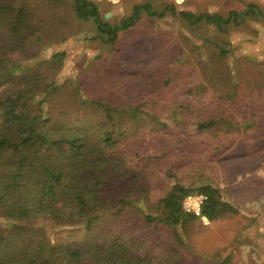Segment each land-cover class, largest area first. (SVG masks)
Returning <instances> with one entry per match:
<instances>
[{
    "label": "rangeland",
    "instance_id": "rangeland-1",
    "mask_svg": "<svg viewBox=\"0 0 264 264\" xmlns=\"http://www.w3.org/2000/svg\"><path fill=\"white\" fill-rule=\"evenodd\" d=\"M93 1L111 24L145 2L158 11L173 5L176 13L158 18L141 9L136 23L109 44L92 38L93 22L77 18L68 0H16L28 8L38 31L23 49L6 53L19 65L20 79L10 83L31 86L33 99L43 98L40 88L55 82L44 108L65 120L79 118L78 127L102 118L101 111L81 105L82 99L138 107L136 121L124 115L117 126L121 133L111 152L133 160L132 194H142L137 181L146 183L139 205L143 213L126 206L123 229L128 239H137L141 253L149 252L151 264H264V22L248 18L217 30L190 25L178 15L180 10L240 12L245 2L264 9V0ZM4 41L0 32V45ZM215 43L227 56L218 55ZM55 52H64V58H52ZM180 103L188 105L191 118L220 120L202 131L190 120L175 126L169 116ZM153 113L163 126L152 123L148 115ZM135 143L141 147L136 154ZM202 179L237 213L177 226L145 220L144 214L162 211L159 200L175 180L198 186ZM111 222L114 229L117 220Z\"/></svg>",
    "mask_w": 264,
    "mask_h": 264
},
{
    "label": "trees",
    "instance_id": "trees-1",
    "mask_svg": "<svg viewBox=\"0 0 264 264\" xmlns=\"http://www.w3.org/2000/svg\"><path fill=\"white\" fill-rule=\"evenodd\" d=\"M68 2L77 18L93 22L92 38L109 44L136 23L141 9L158 18L167 11L176 13L173 5L166 4L158 11L145 2L134 4L128 16L111 24L101 16L99 3ZM178 15L190 25L204 23L217 30L248 18L264 22V9L255 2H245L240 12L180 10ZM29 18L30 12L22 2L0 0V32L5 35L0 45V264H151L149 252L141 253L137 239H128L123 229L126 206L143 213L139 205L146 183L137 181L142 194H132L136 166L129 157L111 152L116 134L121 133L117 126L124 115L136 121L138 107L99 98L82 99L81 105L101 111L102 118H89L78 127L79 118L65 120L44 108L45 103L48 105L47 95L56 89L55 82L40 88L43 98L33 99L31 86L18 88L11 84L20 79L19 65L11 62L6 53L23 49L38 31ZM215 45L218 55L227 56L225 47ZM51 57L60 60L64 52H55ZM187 107L180 103L177 110L170 112L175 126L190 120L196 131H202L220 120L218 116L191 118ZM148 116L154 125L165 124L157 113ZM154 135L152 132L151 137ZM137 140L143 138L139 136ZM134 145L137 144H131ZM134 147V154L139 153L141 147ZM190 192L206 194L202 215L209 221L238 211L206 179L199 180L198 186H185L175 180L159 200L162 211L144 214L145 220L177 226L196 219L181 206L183 197ZM111 218L117 220L114 229Z\"/></svg>",
    "mask_w": 264,
    "mask_h": 264
},
{
    "label": "built area",
    "instance_id": "built-area-1",
    "mask_svg": "<svg viewBox=\"0 0 264 264\" xmlns=\"http://www.w3.org/2000/svg\"><path fill=\"white\" fill-rule=\"evenodd\" d=\"M206 200L207 196L205 193L190 192L183 197L181 206L185 212L192 214L204 222H208V219L202 215V207Z\"/></svg>",
    "mask_w": 264,
    "mask_h": 264
},
{
    "label": "crops",
    "instance_id": "crops-1",
    "mask_svg": "<svg viewBox=\"0 0 264 264\" xmlns=\"http://www.w3.org/2000/svg\"><path fill=\"white\" fill-rule=\"evenodd\" d=\"M209 221V220H208Z\"/></svg>",
    "mask_w": 264,
    "mask_h": 264
}]
</instances>
